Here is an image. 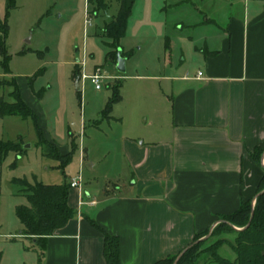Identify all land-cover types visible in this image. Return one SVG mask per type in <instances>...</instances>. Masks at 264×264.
Wrapping results in <instances>:
<instances>
[{
	"label": "crops",
	"instance_id": "crops-1",
	"mask_svg": "<svg viewBox=\"0 0 264 264\" xmlns=\"http://www.w3.org/2000/svg\"><path fill=\"white\" fill-rule=\"evenodd\" d=\"M241 3L180 22L182 34L191 29L181 37L194 56L179 42L182 59L161 77L160 120L121 137L115 157L130 183L99 195L71 190L76 216L44 247L23 234L17 215L3 221L0 209V264H106L99 228L119 238L121 264H156L255 200L264 177L254 158L264 149V0Z\"/></svg>",
	"mask_w": 264,
	"mask_h": 264
},
{
	"label": "rangeland",
	"instance_id": "rangeland-1",
	"mask_svg": "<svg viewBox=\"0 0 264 264\" xmlns=\"http://www.w3.org/2000/svg\"><path fill=\"white\" fill-rule=\"evenodd\" d=\"M12 1L7 4L0 0V31L5 33L8 28L10 70L6 74L0 66V80H6L0 98L12 101L9 94L14 91L11 81L15 78L45 136L55 141L61 154H70V160L62 164L59 159L44 156L32 119L0 118V140L21 138L24 149L22 156L10 153L0 166L3 221L18 220L16 207L28 205L25 196L15 194L11 183L15 178L62 185L81 176V186L71 190L93 188L95 195L109 187L129 184L128 173L115 157L121 137L136 135L134 125L152 131V122L160 120L158 112L165 105L161 88L167 84L161 77L182 59L179 42L188 58L194 56L192 45L183 39L191 29L184 27L182 34L180 22L197 23L206 15L216 18L242 4V0H135L126 34L119 42L126 60V72L121 73L117 69V48L112 50V40L104 35L106 15L116 19L119 0H101V7L97 0ZM110 51L113 55L108 57ZM4 59L0 55V63ZM77 68L81 79L75 76ZM194 69L191 66L189 73ZM96 70L105 77L101 90L89 78ZM119 82L121 99L114 102V85ZM108 105L112 106L111 118L103 119ZM244 224V220L236 221L233 228L241 230ZM214 228L200 240L210 238L207 244H212L226 239L219 254L234 260L236 234L211 237Z\"/></svg>",
	"mask_w": 264,
	"mask_h": 264
},
{
	"label": "trees",
	"instance_id": "trees-1",
	"mask_svg": "<svg viewBox=\"0 0 264 264\" xmlns=\"http://www.w3.org/2000/svg\"><path fill=\"white\" fill-rule=\"evenodd\" d=\"M6 1L9 4V0ZM97 1L101 7V0ZM134 3L135 0H119L120 9L117 17L111 23L107 22V27L104 30V35L112 40V50L115 47L117 48L116 61L120 48L119 42L126 34L127 19ZM7 31L5 33L0 31V55L5 57V61L0 63V66L3 67L6 74H9V56L6 51ZM111 55H113V51L108 53V57ZM122 57H124V52H122ZM75 76L77 79L82 78L81 71L78 68ZM11 82L14 91L9 96L12 101H7L4 97L0 98V118L10 116L32 119L39 144L44 148V156H51L61 160L62 164H67L70 160V154H61L55 142L46 138L43 129L40 127L39 118L34 110L23 100L16 79L13 78ZM5 86L6 80H0V92L4 90ZM119 87L120 82L114 85L116 93L114 102L121 99ZM111 109L112 106L108 105L104 111V117L106 116V118L103 119L111 118ZM22 146L21 138H18L16 141L7 142L0 140V166L10 153L22 156L24 152ZM254 158L264 168L262 164L264 149L257 150ZM11 183L16 189L15 194L25 196L28 200V205L16 207V215L23 225V234L27 237L36 238L39 246L44 247L48 237L65 227L76 216V211L68 204L71 191L70 183L45 185L38 181L29 182L27 179L17 178L13 179ZM239 220L246 221V224H244L241 230H235L233 226ZM99 230L104 236V257L106 264H121L119 238L108 235L101 228ZM209 231L196 235L190 244L191 247L187 249L176 264H264V177L255 200L243 202L234 213L220 217L218 224L212 232L211 237H218L223 233L236 234L235 242L232 245L236 254L234 260L227 259L219 254L220 247L227 242L226 239L221 238L212 244H207L210 238L200 240ZM180 254L169 256L156 264H175Z\"/></svg>",
	"mask_w": 264,
	"mask_h": 264
},
{
	"label": "built area",
	"instance_id": "built-area-1",
	"mask_svg": "<svg viewBox=\"0 0 264 264\" xmlns=\"http://www.w3.org/2000/svg\"><path fill=\"white\" fill-rule=\"evenodd\" d=\"M199 76H202V73H199ZM89 78H90L91 82L95 85L96 89L101 90L103 80L105 79L101 70H96L93 75L89 76ZM81 183H82V178L80 176V177L73 179L70 182V186H71V188H79L81 186Z\"/></svg>",
	"mask_w": 264,
	"mask_h": 264
},
{
	"label": "water",
	"instance_id": "water-1",
	"mask_svg": "<svg viewBox=\"0 0 264 264\" xmlns=\"http://www.w3.org/2000/svg\"><path fill=\"white\" fill-rule=\"evenodd\" d=\"M106 19L108 23H111L113 21V18H111L109 15H106ZM122 50L119 49L118 50V54H117V69L118 71H120L121 73L126 72V60L122 57ZM77 89L79 90V81H77ZM211 231V230H210ZM188 246L181 254L180 256L177 258L175 264L178 262V260L181 258V256L187 251V249H189Z\"/></svg>",
	"mask_w": 264,
	"mask_h": 264
}]
</instances>
